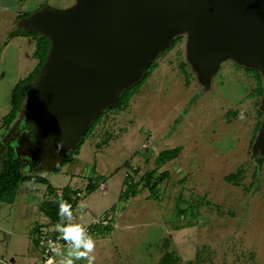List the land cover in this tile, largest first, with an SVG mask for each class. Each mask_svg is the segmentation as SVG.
I'll use <instances>...</instances> for the list:
<instances>
[{
    "label": "rangeland",
    "instance_id": "rangeland-1",
    "mask_svg": "<svg viewBox=\"0 0 264 264\" xmlns=\"http://www.w3.org/2000/svg\"><path fill=\"white\" fill-rule=\"evenodd\" d=\"M16 1L7 9L0 0V172L11 155L25 180L13 202L0 203V264H41L35 232L60 224L39 208L50 198L49 185L56 193L80 189L76 223L113 212L109 230L91 237L92 250L71 264H88L89 257L92 264H160L166 252L175 264H264L263 71L227 54L206 81L191 54L190 28L183 27L145 65L142 75L155 67L150 76L119 91V99L124 91L132 95L126 104L102 108L86 123L85 130L102 115L91 135L84 130L74 146L56 149V137L42 141L24 128L45 62L29 86L26 78L40 62L39 42H52L34 29L13 39L8 32L27 30L36 12L64 11L80 0ZM175 147L176 158L156 163ZM92 181L98 187L86 190ZM67 250L68 242L59 253Z\"/></svg>",
    "mask_w": 264,
    "mask_h": 264
},
{
    "label": "water",
    "instance_id": "water-1",
    "mask_svg": "<svg viewBox=\"0 0 264 264\" xmlns=\"http://www.w3.org/2000/svg\"><path fill=\"white\" fill-rule=\"evenodd\" d=\"M26 25L52 42L26 121H38L31 135L42 141L60 137L61 149L74 146L102 108L118 103L119 91L183 27L206 81L227 54L264 73V0H80L64 11L36 12Z\"/></svg>",
    "mask_w": 264,
    "mask_h": 264
},
{
    "label": "trees",
    "instance_id": "trees-1",
    "mask_svg": "<svg viewBox=\"0 0 264 264\" xmlns=\"http://www.w3.org/2000/svg\"><path fill=\"white\" fill-rule=\"evenodd\" d=\"M33 31L34 30L12 29L9 32L8 37H14L18 35L31 36ZM50 46L51 44L49 40L45 39L39 42L37 53L39 55L40 62L38 64V67L33 71V73L30 74L26 78L27 80L26 86H29L33 82V80H35L39 76L41 72V68L44 62L47 60V55L50 52V49H51ZM154 68L155 67L153 66L148 67L147 70L142 75L143 78L147 79L152 73V71L154 70ZM19 91H20L19 88L16 87L13 92V101L15 103V107L17 108H18V104L22 96V94ZM257 91H259V93H262V88L260 85L257 88ZM131 96L132 95L127 94V92L124 91L122 95L120 96L119 105L126 104L130 100ZM101 118H102V115L99 114V116H97L94 119V121L90 124V126L85 130L84 132L85 137L92 134L94 128L100 122ZM180 150H181V147H175L172 149H166V150L161 151V153H159V156L156 159V163L160 165V164L165 163L166 161H170L176 158ZM232 176L233 175L231 174L227 178L230 179L232 178ZM21 180H25V177H23L21 174L20 163L17 159H14L13 156L10 155V157L4 163L3 170L0 172V203L2 202L11 203L15 200ZM150 180L151 178L148 177V184H150ZM43 181L45 183H48L47 180H43ZM158 182L159 181H155L150 187L154 189L155 187H157ZM97 187H98V184L92 181L86 186V190L94 191ZM48 191H49L48 194L50 198L41 202V204L39 205V208L49 218L50 223H57L61 220V217H62V215L60 214L61 203L69 205L70 210L75 209V207L77 206V201H78V198L76 197V193L77 191H80V189L78 188L74 189L68 186L63 189V192L56 193V189L52 187L51 185H49ZM128 192L130 191H126V193ZM137 192L138 191H135L134 189L131 191V193H128V194L134 195ZM151 194L156 196L155 191H152ZM64 241L67 242L66 240ZM175 261H176V256L172 257L170 253L166 252L162 256L160 260V264H175L176 263Z\"/></svg>",
    "mask_w": 264,
    "mask_h": 264
},
{
    "label": "built area",
    "instance_id": "built-area-1",
    "mask_svg": "<svg viewBox=\"0 0 264 264\" xmlns=\"http://www.w3.org/2000/svg\"><path fill=\"white\" fill-rule=\"evenodd\" d=\"M82 192L78 191L77 196H81ZM80 204V200L77 202V207ZM72 213V216L69 217H61L60 224L61 225H67L69 223L71 224H79L77 222V214L75 212V209L70 210ZM93 220L86 224L82 225V228L85 231V234L90 237H101L107 232L108 226L113 224V212H108L104 216H95L92 217ZM109 230V229H108ZM35 238L37 240V243L39 245V248L41 250V256H42V262L41 264H49L51 261V264L55 262V255L58 253L62 247L65 245V241L63 239L62 233L59 232L57 229L54 231H37L35 233ZM53 249H56L58 251H54Z\"/></svg>",
    "mask_w": 264,
    "mask_h": 264
},
{
    "label": "clouds",
    "instance_id": "clouds-1",
    "mask_svg": "<svg viewBox=\"0 0 264 264\" xmlns=\"http://www.w3.org/2000/svg\"><path fill=\"white\" fill-rule=\"evenodd\" d=\"M60 214L63 217H71L70 206L64 203L60 205ZM57 229L62 233L63 239L68 242V250L66 254L62 255V258L58 261V264H71V257L79 258L80 256H87L93 248V240L90 236L85 234L84 229L79 224H57ZM83 249V251H82ZM54 251H58L53 249ZM92 257L88 258V264H92ZM51 264V261L49 262Z\"/></svg>",
    "mask_w": 264,
    "mask_h": 264
},
{
    "label": "flooded vegetation",
    "instance_id": "flooded-vegetation-1",
    "mask_svg": "<svg viewBox=\"0 0 264 264\" xmlns=\"http://www.w3.org/2000/svg\"><path fill=\"white\" fill-rule=\"evenodd\" d=\"M37 120H35V121H31V122H29V123H27L25 126H24V128L25 129H27L28 131H29V133H30V129H32V128H34L36 125H37ZM73 128V127H72ZM71 128V129H72ZM59 139L58 138H54L53 139V144H54V146H55V148L56 149H59V141H58ZM51 143V144H52ZM47 151V154H49V155H52L53 156V158L52 159H54L55 157H57L59 154H58V152L55 154V152H52V153H48L50 150H46Z\"/></svg>",
    "mask_w": 264,
    "mask_h": 264
},
{
    "label": "crops",
    "instance_id": "crops-1",
    "mask_svg": "<svg viewBox=\"0 0 264 264\" xmlns=\"http://www.w3.org/2000/svg\"><path fill=\"white\" fill-rule=\"evenodd\" d=\"M2 4L4 5L5 8L7 9H11V8H15V4H16V0H1ZM26 24V21H25ZM9 34V32H8ZM15 37V36H14ZM14 37H9L10 39H13ZM102 189H104V186H101ZM32 255L35 254L34 250L31 251ZM34 257V256H33ZM29 258V257H28ZM56 262V261H55ZM28 264H34L33 262H29Z\"/></svg>",
    "mask_w": 264,
    "mask_h": 264
}]
</instances>
